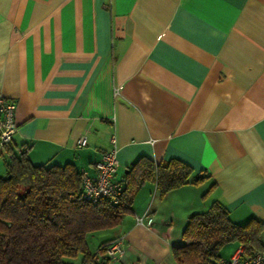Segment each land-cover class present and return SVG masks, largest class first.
<instances>
[{"label":"crops","instance_id":"crops-1","mask_svg":"<svg viewBox=\"0 0 264 264\" xmlns=\"http://www.w3.org/2000/svg\"><path fill=\"white\" fill-rule=\"evenodd\" d=\"M0 96L17 126L2 163L28 148L94 176L115 134L119 180L139 157L209 175L163 196L144 182L119 226L87 236L93 253L122 238L107 264H175L189 215L216 200L234 223L264 220V0H0Z\"/></svg>","mask_w":264,"mask_h":264},{"label":"trees","instance_id":"trees-1","mask_svg":"<svg viewBox=\"0 0 264 264\" xmlns=\"http://www.w3.org/2000/svg\"><path fill=\"white\" fill-rule=\"evenodd\" d=\"M28 148H7L0 175V264H107L101 243L91 252L87 236L119 226L131 214L137 190L154 182L159 196L184 185H198L209 178L187 164L171 158L158 163L139 157L122 175L119 201L92 203L82 196L81 170L74 163L32 164ZM211 187L203 196L209 193ZM264 220L251 217L244 224L230 220L221 201H213L204 212L189 215L182 231L183 244L171 247L175 264H222L221 250L230 243L242 246L241 255L264 251L261 234Z\"/></svg>","mask_w":264,"mask_h":264},{"label":"built area","instance_id":"built-area-1","mask_svg":"<svg viewBox=\"0 0 264 264\" xmlns=\"http://www.w3.org/2000/svg\"><path fill=\"white\" fill-rule=\"evenodd\" d=\"M117 91L114 90V94ZM15 105L0 96V153L4 148L11 144L12 137L16 132V122L14 118ZM87 143L86 137L81 135L77 139V146L83 147ZM110 148L102 155L101 159L94 164L95 174L90 176L86 171L81 170L82 196L92 202L108 200L113 204L119 201V194L122 191L121 180L117 178V151L118 145L115 134L109 137ZM135 224L150 227L152 218L148 213L135 216ZM122 238H114L106 248V256L110 261H119L123 256L121 248ZM222 264H264V253L256 252L244 257L238 251Z\"/></svg>","mask_w":264,"mask_h":264},{"label":"rangeland","instance_id":"rangeland-1","mask_svg":"<svg viewBox=\"0 0 264 264\" xmlns=\"http://www.w3.org/2000/svg\"><path fill=\"white\" fill-rule=\"evenodd\" d=\"M2 165H3L2 160H0V173L2 172ZM121 175H122V172H119L118 177L119 178L122 177ZM79 260H80V256L78 255L75 259H66L65 261L71 264H79Z\"/></svg>","mask_w":264,"mask_h":264},{"label":"water","instance_id":"water-1","mask_svg":"<svg viewBox=\"0 0 264 264\" xmlns=\"http://www.w3.org/2000/svg\"><path fill=\"white\" fill-rule=\"evenodd\" d=\"M126 171H124V173H125Z\"/></svg>","mask_w":264,"mask_h":264}]
</instances>
